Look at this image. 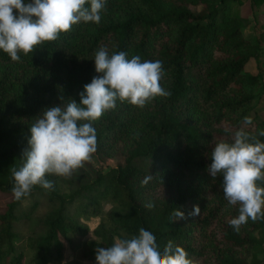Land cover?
Wrapping results in <instances>:
<instances>
[{
	"label": "trees",
	"instance_id": "trees-1",
	"mask_svg": "<svg viewBox=\"0 0 264 264\" xmlns=\"http://www.w3.org/2000/svg\"><path fill=\"white\" fill-rule=\"evenodd\" d=\"M243 1L106 0L99 24L73 25L57 40L21 52L18 62L0 50V264H52L62 257L63 239L71 243L85 234L83 219L91 216L100 219L80 257L94 264L97 247L137 236L141 227L161 252L172 241L192 264H264V219H249L239 231L230 226L238 205L225 199L223 177L213 180L207 171L215 143L230 142L244 117L252 118L250 133L264 130L253 105L262 74L245 68L264 48V28L252 38L243 34L249 17L235 10ZM248 1L252 8L264 3ZM102 46L109 55L161 61V84L170 96L143 108L117 101L93 127L96 153L119 160L84 180L80 169L70 178L48 175L52 190L35 186L17 201L11 169L24 163L31 125L48 107L80 102L84 85L99 75L94 54ZM67 181L74 189L61 188ZM40 195L49 202L39 217L44 232L27 235L17 249L18 225L29 220ZM106 199L111 205L104 210ZM194 205L200 206L198 217L188 216ZM177 209L187 218L176 220Z\"/></svg>",
	"mask_w": 264,
	"mask_h": 264
},
{
	"label": "clouds",
	"instance_id": "clouds-1",
	"mask_svg": "<svg viewBox=\"0 0 264 264\" xmlns=\"http://www.w3.org/2000/svg\"><path fill=\"white\" fill-rule=\"evenodd\" d=\"M90 5V6H86ZM106 0H0V50L13 61L20 53L28 55L38 45L55 41L73 25L101 21ZM95 71L99 75L84 85L81 100L46 108L31 125L29 147L24 150V163L12 168L13 195L17 201L27 197L33 187L54 188L48 175L70 178L91 162L97 151L93 122L117 107V101L143 108L156 97L170 92L161 84L164 76L161 61H141L125 52L109 55L106 46L94 54ZM63 100V97H61ZM251 117L233 133L231 141L220 140L211 151L207 171L216 179L223 177V193L239 215L229 221L236 231L249 219H264V130L252 134L247 129ZM146 177L142 184H147ZM146 207L151 209L152 204ZM194 205L188 216H200ZM176 220L186 219L177 209ZM96 264H192L186 250L169 241L160 251L155 236L145 228L131 238H116L111 247H97Z\"/></svg>",
	"mask_w": 264,
	"mask_h": 264
},
{
	"label": "rangeland",
	"instance_id": "rangeland-1",
	"mask_svg": "<svg viewBox=\"0 0 264 264\" xmlns=\"http://www.w3.org/2000/svg\"><path fill=\"white\" fill-rule=\"evenodd\" d=\"M196 9V7H192ZM235 10L246 14L249 17L248 24L243 28V34L252 38L256 36L262 28H264V3L260 6L251 7L248 0H244L241 4L235 5ZM264 44V42H263ZM246 70L257 73L260 72L262 74V85L259 87V95L253 100V105L256 111L264 120V48L261 51V54L257 60L248 61L245 65ZM119 160L118 157H105L100 156L97 153L93 154L92 160L89 163H86L83 168L77 172H79V179H87L92 177L93 174L99 169H105L108 166L116 163ZM84 172V173H83ZM76 184L74 182L67 181L65 184L61 185L63 190H72ZM33 199V196L24 200V203H27ZM111 205V201L109 199L102 200V207L107 209ZM49 207V202L45 195H40L38 203L34 208L32 215L29 220L24 224L18 225L19 230H22V234L16 240L17 249L21 248L26 240L27 235H39L44 232V226L40 221V216L45 212V210ZM100 216H91L88 219H83L88 225L89 229L85 234L82 235H74L72 237L71 243H68L67 240L63 239L64 247L62 251V257L58 260H53L52 264H62V263H74V264H94L89 259H82L80 257V247L84 240L93 238V228L99 221ZM264 245V241H263ZM259 257L264 261V253H259Z\"/></svg>",
	"mask_w": 264,
	"mask_h": 264
}]
</instances>
